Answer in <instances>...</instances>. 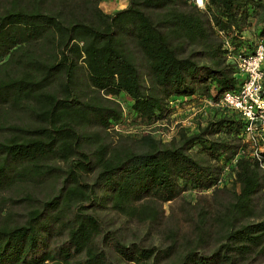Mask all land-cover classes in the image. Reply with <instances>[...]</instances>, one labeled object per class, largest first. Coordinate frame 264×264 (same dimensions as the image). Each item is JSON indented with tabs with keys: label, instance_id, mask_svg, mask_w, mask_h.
<instances>
[{
	"label": "trees",
	"instance_id": "1",
	"mask_svg": "<svg viewBox=\"0 0 264 264\" xmlns=\"http://www.w3.org/2000/svg\"><path fill=\"white\" fill-rule=\"evenodd\" d=\"M98 1L0 7V105L27 120L0 122V188L54 182L41 197L22 196L33 202L20 219L0 222V264H113L106 243L129 264L264 258V168L239 152L246 144L236 111L221 107L196 130L179 128L166 141L149 131L114 138L108 131L124 119L121 94L132 118L147 123L169 114L175 100L216 101L238 88L234 57L252 52L255 42L241 29L264 0H203V7L126 0L111 12ZM225 169L230 188L218 186ZM187 188H209L211 202H187L188 228L167 225L163 246L126 243L98 214L108 204L158 224L162 203Z\"/></svg>",
	"mask_w": 264,
	"mask_h": 264
},
{
	"label": "rangeland",
	"instance_id": "2",
	"mask_svg": "<svg viewBox=\"0 0 264 264\" xmlns=\"http://www.w3.org/2000/svg\"><path fill=\"white\" fill-rule=\"evenodd\" d=\"M10 0H0V7L3 4H7ZM25 2H31V0H22ZM195 4L203 7V0H194ZM126 4V0H99L98 7L105 12H111L115 9L123 7ZM264 25V7H256L249 9V13L246 17V22L241 29V34L253 41L261 39L264 41V32L257 33ZM224 39V38H223ZM224 41V40H223ZM225 45H230L229 41L223 42ZM264 68V61L262 62ZM116 99L121 103L123 107L124 119L122 122L113 125L108 128L110 135L114 138L118 134H140L146 131L152 133L155 137H158L162 141L168 140L171 136L177 135L179 128L185 129L187 132L196 130L198 125L205 123L207 119L218 113L220 106L211 105L205 101V99L195 97L190 100L174 101L172 111L150 122H141L137 119H133L132 115L128 112L129 97L125 94L116 96ZM25 114L22 110L11 111L7 106L0 105V122H11L19 119L23 121ZM259 147L264 149V136L259 139ZM249 149V143L245 145ZM49 161L55 163H61L57 158H50ZM225 169L220 176L218 186L224 185L228 188L232 187V175ZM31 183H30V182ZM27 182L20 181L10 186L0 188V222L3 221L6 215L8 219H20L22 214L27 209V202H33L32 200L23 199L27 192H31L33 197H41V191H48L52 180L45 181L41 186V181L29 180ZM210 189L196 190L187 188L180 192L176 197L164 201L162 203L163 214L158 224H151L147 221H139L134 217H128L115 209L111 208L108 204L102 206L98 210V214L101 217L102 225L107 230L116 229L120 232L123 241L137 242L141 245H157L163 246L166 240L163 236L164 228L167 225H177L180 230L188 228V209L187 202L192 203L195 199H199L200 203H210L209 197ZM264 193V188L262 190ZM204 196L205 200L202 198ZM224 194L219 192L218 198H222ZM17 199V200H16ZM22 199V200H21ZM16 200V201H15ZM9 213V216L7 215ZM63 235H55L51 237L49 244H56L60 242ZM104 250L113 264H129L126 260L120 257L118 254L111 250V246L103 245ZM206 249V247L204 248ZM250 264H264V258L256 259Z\"/></svg>",
	"mask_w": 264,
	"mask_h": 264
},
{
	"label": "built area",
	"instance_id": "3",
	"mask_svg": "<svg viewBox=\"0 0 264 264\" xmlns=\"http://www.w3.org/2000/svg\"><path fill=\"white\" fill-rule=\"evenodd\" d=\"M236 68L242 80L235 90L224 91L216 101L205 99L211 105L226 107L236 111L244 120L243 143H249V149L240 147L239 152L247 153L257 159L264 168V159L260 157L259 139L264 136V41L257 39L254 49L247 54L234 57ZM117 123L113 124L116 125ZM112 125V126H113ZM234 160V158H233Z\"/></svg>",
	"mask_w": 264,
	"mask_h": 264
}]
</instances>
